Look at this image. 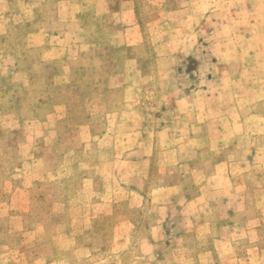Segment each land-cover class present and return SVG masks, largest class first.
I'll return each mask as SVG.
<instances>
[{"label": "crops", "instance_id": "0c3cea01", "mask_svg": "<svg viewBox=\"0 0 264 264\" xmlns=\"http://www.w3.org/2000/svg\"><path fill=\"white\" fill-rule=\"evenodd\" d=\"M256 1L257 14L247 10L248 0H0V31L30 23L31 46L51 54L44 61L69 66L90 51L94 67L108 72L110 88L123 96L116 126L128 118L130 136L138 138L129 154L113 157L100 134L99 150L77 162L81 175L69 166V201L80 204H61L80 212L72 221L81 223L79 232L66 227L48 235L41 221L29 228L47 205L29 176L6 183L0 264H264V0ZM241 4L245 15L236 21ZM225 31L228 38L220 39ZM212 85H224L219 94L243 107L201 102L218 94ZM146 87L165 98L136 104ZM222 109L237 114L225 118ZM157 110L185 118L161 120L153 132L148 113ZM60 140L63 152L74 151L69 133ZM146 145L155 149L146 153ZM115 160L124 165L119 171ZM103 228H113L107 246Z\"/></svg>", "mask_w": 264, "mask_h": 264}, {"label": "rangeland", "instance_id": "374dc122", "mask_svg": "<svg viewBox=\"0 0 264 264\" xmlns=\"http://www.w3.org/2000/svg\"><path fill=\"white\" fill-rule=\"evenodd\" d=\"M248 1L247 10H251V14H257L258 1ZM14 9L17 12V3ZM242 9V4L236 5V21L243 19L245 14ZM31 30L32 25L27 23L23 31H0V71L4 68L2 75L6 78L0 79V190L6 183H24L26 179L23 177L29 176L27 181L33 183L32 191L36 192L47 206L38 208L39 217L31 220L28 227L34 228L35 221H41L48 235L66 227L72 232H79L82 230L81 223L73 224L72 221L80 212L67 211L61 204L69 201L73 192L72 182L67 178L69 166L74 165L75 176L81 175L83 164L77 168V162H82L87 153L94 154L99 150L100 145L95 139L100 134L107 135L106 148L113 157L129 154L132 151L130 149L137 146V143L133 142L138 138L130 136L128 118L117 120L116 126L114 114L119 110L123 96L119 90L110 88L109 73L94 67L90 51L84 52L78 62L69 66L66 61H44L43 59L51 54L31 46ZM228 34L230 33L227 31L222 32L219 38L227 39ZM2 57L4 60L12 59L3 63ZM199 57L205 59L206 50H202ZM185 67L187 64H183V69ZM23 73L27 78L21 80ZM182 78H176L179 85L183 82L190 83ZM202 80L203 89L207 90V81ZM156 84V81H151L150 86L156 87ZM216 87L212 85L209 90H215L218 94L208 95L207 98L204 96L201 102L205 103L206 100L207 103L243 107L244 101H236V97L219 94L224 85ZM143 93V96L137 98L136 104L144 102L152 106V103L165 98L154 97L148 87ZM219 99L222 101L219 102ZM148 114L153 132L160 129L161 120L185 118L180 114H162L159 110L149 111ZM205 114L201 113L200 118H204ZM236 114L237 112L230 113L222 109L220 116L230 118ZM208 115L210 117V113ZM68 133L75 147L70 154L63 152L67 146H62L60 142V136ZM261 138L258 144L260 143V151L264 153V134ZM154 149L151 145L143 148L146 153ZM115 164L118 171L124 167L122 160H115ZM132 166L130 163L127 165L129 170ZM116 192L118 193V190ZM70 201L71 204H80L77 200ZM51 202L61 205L51 207ZM17 221L13 219L10 226L17 227ZM112 229L107 231L103 228L102 232H106V246L109 245ZM46 247L49 249L50 246L44 244L45 249Z\"/></svg>", "mask_w": 264, "mask_h": 264}]
</instances>
